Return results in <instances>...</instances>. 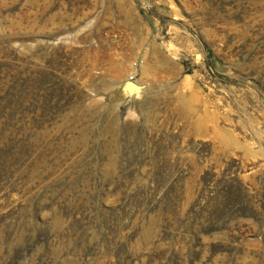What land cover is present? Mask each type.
<instances>
[{"label": "rangeland", "instance_id": "374dc122", "mask_svg": "<svg viewBox=\"0 0 264 264\" xmlns=\"http://www.w3.org/2000/svg\"><path fill=\"white\" fill-rule=\"evenodd\" d=\"M0 264H264V0H0Z\"/></svg>", "mask_w": 264, "mask_h": 264}, {"label": "bare ground", "instance_id": "6f19581e", "mask_svg": "<svg viewBox=\"0 0 264 264\" xmlns=\"http://www.w3.org/2000/svg\"><path fill=\"white\" fill-rule=\"evenodd\" d=\"M131 79H132V76H131ZM136 83L137 84L131 89H125L124 88L126 90V92L130 93V94H138V93H140L144 86L141 83H139V82H136Z\"/></svg>", "mask_w": 264, "mask_h": 264}, {"label": "water", "instance_id": "95a60500", "mask_svg": "<svg viewBox=\"0 0 264 264\" xmlns=\"http://www.w3.org/2000/svg\"><path fill=\"white\" fill-rule=\"evenodd\" d=\"M137 83L131 79H128L124 82V88L125 89H131L133 88ZM130 91V90H129Z\"/></svg>", "mask_w": 264, "mask_h": 264}, {"label": "built area", "instance_id": "2783aa9c", "mask_svg": "<svg viewBox=\"0 0 264 264\" xmlns=\"http://www.w3.org/2000/svg\"><path fill=\"white\" fill-rule=\"evenodd\" d=\"M134 65H136V62L134 63Z\"/></svg>", "mask_w": 264, "mask_h": 264}]
</instances>
